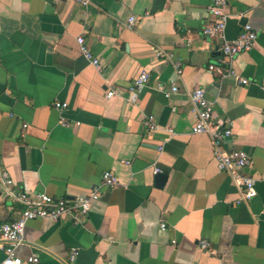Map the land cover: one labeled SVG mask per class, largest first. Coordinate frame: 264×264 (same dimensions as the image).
I'll return each mask as SVG.
<instances>
[{
    "label": "crops",
    "instance_id": "crops-1",
    "mask_svg": "<svg viewBox=\"0 0 264 264\" xmlns=\"http://www.w3.org/2000/svg\"><path fill=\"white\" fill-rule=\"evenodd\" d=\"M226 3L224 38L245 24L257 38L221 65L220 40L201 34L209 0H0V169L16 189L51 198L88 194L105 171L117 179L85 214L28 221L17 256L63 264L77 249L72 264H264V0ZM79 36L99 68L80 54ZM142 70L148 82L130 90ZM158 83L177 91L165 97ZM195 87L231 129L223 149L246 152L247 168L220 171L209 136L191 133ZM243 176L256 195L242 201ZM19 210L0 196V225Z\"/></svg>",
    "mask_w": 264,
    "mask_h": 264
},
{
    "label": "built area",
    "instance_id": "built-area-1",
    "mask_svg": "<svg viewBox=\"0 0 264 264\" xmlns=\"http://www.w3.org/2000/svg\"><path fill=\"white\" fill-rule=\"evenodd\" d=\"M75 3L81 6H86L89 0H74ZM226 0H209L207 6L208 14L211 16V21L204 25L201 29L203 37L210 40H220L219 53L221 56L220 64H229L238 54L247 52L252 49L257 38V33L245 24L241 32L233 39H225L223 36L225 22L228 17L226 9ZM134 23V17H128L122 25L129 28ZM76 43L82 57L87 59L93 66L99 68L98 60L95 59L88 47L84 43L83 37L76 38ZM163 56L162 53H159ZM177 73L181 72V63L175 62ZM209 71L221 72L220 65H209ZM227 75L232 76L240 85H245L249 81L245 78L235 75L233 70H228ZM150 75L148 71L142 70L133 80L130 90L141 87L148 82ZM157 89L161 91L165 97L177 91L175 83H171L169 87L158 83ZM264 89V87H262ZM114 95V91H108L106 97L110 98ZM189 99L194 105V122L191 127V133L206 134L209 136L212 155L220 171L231 172L234 169H245L250 164V156L237 149L224 150V142L231 138L232 132L228 126L222 125L213 117L211 102L206 98L205 90L201 87H195L188 93ZM53 107L57 110L66 108V103L55 102ZM144 129L147 132L155 131L158 125L154 117L149 116L142 122ZM25 127V125H23ZM167 132L172 134L171 129ZM158 169H154L156 174ZM241 186L240 200H249L256 195L255 180L248 176L239 178ZM117 185L116 177L105 171L100 176L99 184L86 195H77L74 197L51 198L45 193H30L19 190L14 187L13 180L4 168L0 169V196L7 198L12 203L20 205L19 214L16 219L8 223L0 225V242L1 249L4 254L0 264H40L36 254H32L26 258H21L16 255L15 248L22 242L23 231L25 224L28 221L35 219H50L57 221L60 217L67 214H85L90 207L99 198L102 189L113 188ZM161 230H165V224L160 223ZM201 250H208L207 242L201 240L198 243ZM77 256V249H72L66 257L63 264H72Z\"/></svg>",
    "mask_w": 264,
    "mask_h": 264
},
{
    "label": "water",
    "instance_id": "water-1",
    "mask_svg": "<svg viewBox=\"0 0 264 264\" xmlns=\"http://www.w3.org/2000/svg\"><path fill=\"white\" fill-rule=\"evenodd\" d=\"M155 178V184L156 186H162L164 180H165V175L159 173V174H155L154 176Z\"/></svg>",
    "mask_w": 264,
    "mask_h": 264
}]
</instances>
